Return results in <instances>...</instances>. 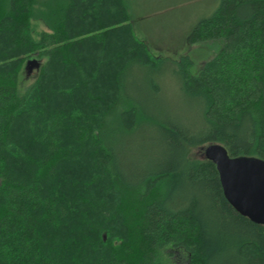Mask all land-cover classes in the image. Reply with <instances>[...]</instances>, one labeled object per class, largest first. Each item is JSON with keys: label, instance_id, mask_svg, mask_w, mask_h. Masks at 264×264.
<instances>
[{"label": "trees", "instance_id": "1", "mask_svg": "<svg viewBox=\"0 0 264 264\" xmlns=\"http://www.w3.org/2000/svg\"><path fill=\"white\" fill-rule=\"evenodd\" d=\"M216 41L179 63L182 117L126 0H0V264H264V226L194 157L264 160V0H220L188 37Z\"/></svg>", "mask_w": 264, "mask_h": 264}, {"label": "rangeland", "instance_id": "2", "mask_svg": "<svg viewBox=\"0 0 264 264\" xmlns=\"http://www.w3.org/2000/svg\"><path fill=\"white\" fill-rule=\"evenodd\" d=\"M126 2L137 37L146 41L152 55L166 60L160 72L151 73L162 86L160 101H163L166 107H172L174 113L190 117L192 113L189 101L181 91L176 71L179 70L181 59L189 57L193 62L189 71L196 75L202 66L221 50L222 42L219 41L199 45L188 43V37L193 29L215 12L220 0H126ZM35 27L39 33L47 31L43 24L36 23ZM31 62L38 63V60L35 58L27 62L21 78V91L31 85L36 78V69L27 76V66ZM207 147L209 146L194 152V157L206 159ZM170 252L174 255L163 254L169 264L186 261L183 253Z\"/></svg>", "mask_w": 264, "mask_h": 264}, {"label": "water", "instance_id": "3", "mask_svg": "<svg viewBox=\"0 0 264 264\" xmlns=\"http://www.w3.org/2000/svg\"><path fill=\"white\" fill-rule=\"evenodd\" d=\"M38 68L37 62L27 66L30 74ZM205 157L214 163L226 199L243 217L264 226V160L232 158L228 150L218 144L206 148Z\"/></svg>", "mask_w": 264, "mask_h": 264}]
</instances>
